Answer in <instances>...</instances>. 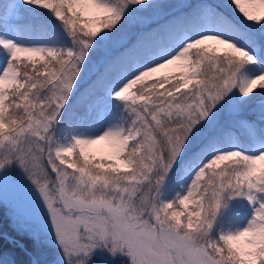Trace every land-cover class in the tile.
I'll return each mask as SVG.
<instances>
[{
    "label": "snow or ice",
    "instance_id": "1",
    "mask_svg": "<svg viewBox=\"0 0 264 264\" xmlns=\"http://www.w3.org/2000/svg\"><path fill=\"white\" fill-rule=\"evenodd\" d=\"M9 194L63 264H264V0L0 4Z\"/></svg>",
    "mask_w": 264,
    "mask_h": 264
},
{
    "label": "rangeland",
    "instance_id": "2",
    "mask_svg": "<svg viewBox=\"0 0 264 264\" xmlns=\"http://www.w3.org/2000/svg\"><path fill=\"white\" fill-rule=\"evenodd\" d=\"M213 1L227 2V0H211V2ZM6 2H9V0H4L3 3ZM162 2L168 5L177 6L185 2L197 3L200 2V0H162ZM168 10H172V9H168ZM238 134H239V130H238ZM100 147H101L100 145L94 146L93 150H97ZM0 202L4 205L5 212L8 217V222L13 230L12 232H14V234H7V233H2V234H5L4 236L8 237L10 240H14L16 244L17 242L15 239L20 241L22 248H24V246L22 241L18 238V235H25L28 237V240L31 242V245L33 246V250L35 252V255H33L32 253H30L28 249L24 248L26 252L30 253L34 258L33 262H31V258H30L29 264H36V256L39 257L41 264H63L60 250L55 245H53L47 237L41 235L39 238L33 239L27 231L23 230L26 227L25 219L22 213H20L13 204L11 194H9L7 199H0ZM93 252L90 258L87 260V264H107L106 262L103 263L101 259L94 258ZM0 264H12V263H10V261H8L3 255H0Z\"/></svg>",
    "mask_w": 264,
    "mask_h": 264
},
{
    "label": "trees",
    "instance_id": "3",
    "mask_svg": "<svg viewBox=\"0 0 264 264\" xmlns=\"http://www.w3.org/2000/svg\"><path fill=\"white\" fill-rule=\"evenodd\" d=\"M3 2L4 0H1L0 4H2ZM22 23H27V19ZM12 231L13 230L8 222V217L6 215L4 205L0 202V255H3L12 264H29L30 254L26 252L24 248L28 249L30 253L35 255L31 242L28 240L27 236L18 235V238L22 241L24 246V248H22L21 246L16 244L14 240H10L8 237L2 234H14V232ZM120 255L121 254L117 253L114 256L107 249L103 248H98L93 252V257L96 259H101L103 263L106 262L107 264H127V258L123 255ZM36 264H41L38 256H36Z\"/></svg>",
    "mask_w": 264,
    "mask_h": 264
},
{
    "label": "water",
    "instance_id": "4",
    "mask_svg": "<svg viewBox=\"0 0 264 264\" xmlns=\"http://www.w3.org/2000/svg\"><path fill=\"white\" fill-rule=\"evenodd\" d=\"M3 235H5V234H3ZM13 239H15V238H13ZM15 240H16L17 244H19L20 246H22L21 243H20V241H18L17 239H15ZM33 261H34V258H33V256L31 255V262H33Z\"/></svg>",
    "mask_w": 264,
    "mask_h": 264
},
{
    "label": "bare ground",
    "instance_id": "5",
    "mask_svg": "<svg viewBox=\"0 0 264 264\" xmlns=\"http://www.w3.org/2000/svg\"><path fill=\"white\" fill-rule=\"evenodd\" d=\"M121 256V255H120ZM120 258V257H119ZM122 258V257H121ZM118 260V259H117ZM126 260V259H125ZM120 261V260H119ZM121 264V263H120Z\"/></svg>",
    "mask_w": 264,
    "mask_h": 264
}]
</instances>
